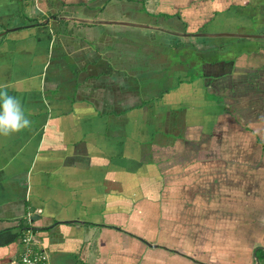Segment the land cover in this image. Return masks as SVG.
I'll use <instances>...</instances> for the list:
<instances>
[{"label":"crops","instance_id":"1","mask_svg":"<svg viewBox=\"0 0 264 264\" xmlns=\"http://www.w3.org/2000/svg\"><path fill=\"white\" fill-rule=\"evenodd\" d=\"M144 4L0 0V92L31 120L0 135V264L26 232L48 264H224L246 240L264 0Z\"/></svg>","mask_w":264,"mask_h":264},{"label":"rangeland","instance_id":"2","mask_svg":"<svg viewBox=\"0 0 264 264\" xmlns=\"http://www.w3.org/2000/svg\"><path fill=\"white\" fill-rule=\"evenodd\" d=\"M149 0H144V5L147 7V3ZM153 2V3H152ZM151 7H154V1H152ZM159 2V1H156ZM33 3V2H32ZM158 6V7H157ZM159 4L156 5V9H159ZM37 8H39L37 6ZM155 9V8H154ZM165 29V28H163ZM184 33V32H183ZM194 34H190L189 36L192 37ZM157 36V35H156ZM154 37L152 38L153 40L150 41L154 46H159L158 42L160 40V37ZM194 37H197L194 35ZM194 37H192V40H195ZM207 41L210 39H217V38H204ZM230 38L228 39H223L222 42L227 43ZM167 41H177L175 37H166ZM167 49V48H166ZM262 174V175H261ZM252 178L253 183H252V202H249L252 204V209H253V218H252V227L251 229H246V240H245V235H244V230L241 229H236V237H234V247L232 246L233 249H231V257H226L228 251H220V256H221V261L224 264H229V260L231 264H255V258L252 257V248H255L259 245L264 246V172L259 174L256 172H253ZM250 221V220H248ZM247 221V223H248ZM239 222V221H238ZM241 231V233H238ZM250 235H249V233ZM249 242H251V247H249ZM260 250L257 253V256L261 260V264L264 262V255L260 252ZM229 259V260H228Z\"/></svg>","mask_w":264,"mask_h":264},{"label":"clouds","instance_id":"3","mask_svg":"<svg viewBox=\"0 0 264 264\" xmlns=\"http://www.w3.org/2000/svg\"><path fill=\"white\" fill-rule=\"evenodd\" d=\"M30 126L31 120L20 100L6 91L0 92V135L10 136Z\"/></svg>","mask_w":264,"mask_h":264},{"label":"built area","instance_id":"4","mask_svg":"<svg viewBox=\"0 0 264 264\" xmlns=\"http://www.w3.org/2000/svg\"><path fill=\"white\" fill-rule=\"evenodd\" d=\"M38 4L39 0H28ZM24 249L14 264H48V256L36 248V239L33 233L26 232L21 238Z\"/></svg>","mask_w":264,"mask_h":264},{"label":"water","instance_id":"5","mask_svg":"<svg viewBox=\"0 0 264 264\" xmlns=\"http://www.w3.org/2000/svg\"><path fill=\"white\" fill-rule=\"evenodd\" d=\"M61 19H63V20H67V19H71V18H70V17L63 16V17H61ZM48 22H49V20L46 21V23H48ZM97 22L105 23V22H107V21H102V20H100V21H97ZM119 23L130 24L129 22H119ZM186 35H190V34L186 33ZM194 35H195V36H205V35H217V34L196 33V34H194ZM225 35H235V36L246 37V38H255V37L259 36V35H255V34H231V33H225ZM260 36H261V35H260ZM150 245L152 246L153 244H150ZM254 256H255L256 263H258V262H259V257L257 256L256 250H255V252H254Z\"/></svg>","mask_w":264,"mask_h":264},{"label":"flooded vegetation","instance_id":"6","mask_svg":"<svg viewBox=\"0 0 264 264\" xmlns=\"http://www.w3.org/2000/svg\"><path fill=\"white\" fill-rule=\"evenodd\" d=\"M252 223H254V222H250L249 224H247V225H249L250 226V229H251V226H252ZM249 229V228H248ZM249 233V232H248ZM251 233V232H250ZM250 233H249V235H250ZM251 236V235H250ZM251 242H249V247H251ZM255 250H256V253H258V251L259 250H263L264 251V246L263 245H259V246H257V247H255V248H252V257H254L255 258V256H254V252H255ZM255 264H261V260H260V258H259V262L258 263H256V260H255ZM262 264H264V262L262 263Z\"/></svg>","mask_w":264,"mask_h":264},{"label":"trees","instance_id":"7","mask_svg":"<svg viewBox=\"0 0 264 264\" xmlns=\"http://www.w3.org/2000/svg\"><path fill=\"white\" fill-rule=\"evenodd\" d=\"M260 252L264 255V251H263V250H260ZM260 252H259V253H260Z\"/></svg>","mask_w":264,"mask_h":264}]
</instances>
